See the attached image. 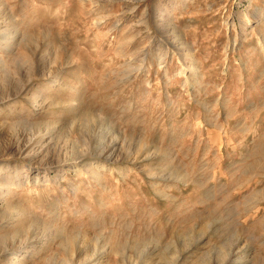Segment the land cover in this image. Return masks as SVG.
Masks as SVG:
<instances>
[{
  "label": "rangeland",
  "instance_id": "obj_1",
  "mask_svg": "<svg viewBox=\"0 0 264 264\" xmlns=\"http://www.w3.org/2000/svg\"><path fill=\"white\" fill-rule=\"evenodd\" d=\"M0 192L21 264H264V0H0Z\"/></svg>",
  "mask_w": 264,
  "mask_h": 264
},
{
  "label": "bare ground",
  "instance_id": "obj_2",
  "mask_svg": "<svg viewBox=\"0 0 264 264\" xmlns=\"http://www.w3.org/2000/svg\"><path fill=\"white\" fill-rule=\"evenodd\" d=\"M17 184H19V182H17ZM2 198H3L2 194H0V210L3 208V205H4ZM4 246H6V244H4ZM23 248L24 247H22V246H17V247L6 246V247H3L2 250L0 251V254L3 257V261L1 262V264H21V262L23 260V257H21V255L23 254V250H22ZM10 258H11V260H10ZM95 262H96V260H91V261L87 262V264H93Z\"/></svg>",
  "mask_w": 264,
  "mask_h": 264
}]
</instances>
